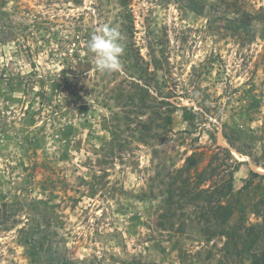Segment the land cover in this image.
I'll return each mask as SVG.
<instances>
[{"label":"rangeland","instance_id":"1","mask_svg":"<svg viewBox=\"0 0 264 264\" xmlns=\"http://www.w3.org/2000/svg\"><path fill=\"white\" fill-rule=\"evenodd\" d=\"M105 26L124 51L101 73ZM263 33L264 0H0V264H29L33 216L74 260L250 264L175 179L192 153L191 190L240 163L225 228L264 227Z\"/></svg>","mask_w":264,"mask_h":264},{"label":"trees","instance_id":"2","mask_svg":"<svg viewBox=\"0 0 264 264\" xmlns=\"http://www.w3.org/2000/svg\"><path fill=\"white\" fill-rule=\"evenodd\" d=\"M244 18L246 23L241 21L242 24L239 26L241 29L244 28L246 30L252 17L249 14H245ZM252 19L255 20V18ZM261 39L264 41V33ZM61 75H65L64 71L61 72ZM55 81H52V83H56ZM166 123H171L170 116H167ZM225 152L228 157H231L228 150H225ZM197 163L198 160L195 154L192 153L186 158L184 166L177 170L178 179H175V183L177 181L181 182L178 188L181 194L184 193L181 197L183 198L188 194L191 199L190 204L196 203V206L200 204L201 214H204L203 217L210 223H216V227L218 228V232L213 233L212 236L219 235L226 238L224 247L227 251H229L230 245L233 251H235V255L248 254L250 256V264H264V246H260L264 243V227L258 224L249 225L244 229L235 227L232 229L225 228V225L233 214V208L229 204V198L233 193V172L235 173L238 170L240 163H236L225 183L213 186L211 183L206 189H201L200 185L207 180V169L201 170L196 174L197 181L191 190L192 184L189 179H182V174L184 172L189 173L191 170L195 171ZM215 172L216 170L211 166L210 162V178L215 175ZM169 193L168 202L171 200L172 191L170 190ZM259 203L263 204L264 201H259ZM11 208L12 206L7 201L0 203V227L8 221L10 217L8 213ZM256 213L259 214V210ZM26 219L27 224L18 230V238L29 264H93L92 262H86V260H74L64 254L66 250L62 249L59 242L55 241V234L42 230L39 217L33 216Z\"/></svg>","mask_w":264,"mask_h":264},{"label":"clouds","instance_id":"3","mask_svg":"<svg viewBox=\"0 0 264 264\" xmlns=\"http://www.w3.org/2000/svg\"><path fill=\"white\" fill-rule=\"evenodd\" d=\"M121 33L116 28L100 27L95 30L87 42V49L94 54L95 70L101 73L115 71L121 67L120 56L123 46Z\"/></svg>","mask_w":264,"mask_h":264},{"label":"bare ground","instance_id":"4","mask_svg":"<svg viewBox=\"0 0 264 264\" xmlns=\"http://www.w3.org/2000/svg\"><path fill=\"white\" fill-rule=\"evenodd\" d=\"M223 142V141H222ZM224 143V142H223ZM222 144V143H221ZM226 146V145H225ZM260 172H261V170H260Z\"/></svg>","mask_w":264,"mask_h":264}]
</instances>
